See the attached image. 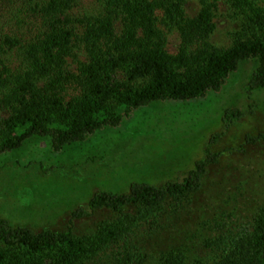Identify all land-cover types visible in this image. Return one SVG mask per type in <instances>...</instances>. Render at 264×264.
Listing matches in <instances>:
<instances>
[{"label": "trees", "instance_id": "1", "mask_svg": "<svg viewBox=\"0 0 264 264\" xmlns=\"http://www.w3.org/2000/svg\"><path fill=\"white\" fill-rule=\"evenodd\" d=\"M222 16L232 24L224 44L213 39ZM249 58L257 66L247 93L264 88V0H0V153L34 136L61 150L152 101L203 97ZM242 116L226 109L224 128ZM243 138L264 142V131ZM221 154L206 148L162 185L94 192L61 229L0 216V264H264V192L227 194L231 174L210 182L212 203L198 202ZM228 199L244 207L243 219L228 213ZM101 210L113 217L74 229ZM141 222L156 235L130 246Z\"/></svg>", "mask_w": 264, "mask_h": 264}, {"label": "rangeland", "instance_id": "2", "mask_svg": "<svg viewBox=\"0 0 264 264\" xmlns=\"http://www.w3.org/2000/svg\"><path fill=\"white\" fill-rule=\"evenodd\" d=\"M217 24L213 39L224 44L225 31L232 24L223 16ZM175 44V36H169L168 49L173 50ZM256 66L255 58L240 61L217 91L186 101H152L123 117L118 125L95 130L61 150L52 148L49 137L34 136L0 153V216L11 224L61 229L74 210L88 208L94 192H127L132 182L162 185L181 179L208 147L222 154L217 164L207 168V183L198 202L212 203V183L231 174L227 194L244 193L259 199L258 194L264 192V142L243 144L245 133L264 131V88L246 91ZM228 108H239L243 116L225 129L221 119ZM221 131L222 136L210 143ZM228 202V213L243 219L244 207L232 199ZM190 214L198 217L195 211ZM108 217L113 213L101 210L75 219L74 229L87 232ZM146 233L153 237L156 230L141 222L130 246L145 241Z\"/></svg>", "mask_w": 264, "mask_h": 264}]
</instances>
